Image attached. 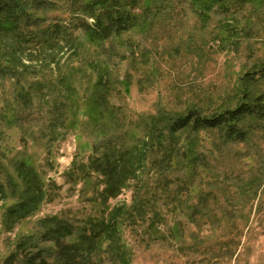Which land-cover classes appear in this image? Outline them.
I'll return each mask as SVG.
<instances>
[{
  "label": "rangeland",
  "instance_id": "rangeland-1",
  "mask_svg": "<svg viewBox=\"0 0 264 264\" xmlns=\"http://www.w3.org/2000/svg\"><path fill=\"white\" fill-rule=\"evenodd\" d=\"M52 1L51 9L37 14L45 16L46 23L66 20V0ZM166 11L154 14L150 26L138 21L129 32L102 42L108 54L111 47L117 53L109 66L100 61L94 68L107 53L98 54L78 32L85 64L64 86L59 73L49 70L5 84L7 98L21 84L40 80L45 88L34 103L60 105L71 93L77 108L65 122L71 129L60 128L61 135L50 144L48 129L43 131L39 122L6 130L8 170L13 174L14 161L28 159L42 179L45 198L23 220L6 215L10 197L0 200V264L22 235L45 229L44 219L83 226L115 206L130 210L136 194L143 200L142 216L133 211L134 218L125 216L120 224L131 264H264V120L242 143L224 142L216 130L179 133L174 143L186 152L194 142L191 155L197 154V163L184 161L182 167L160 173L152 163L164 150H155L149 153L150 171L142 187L128 179L119 195L105 202L99 196L102 179L77 175L89 156L106 150V140L112 147L127 148L146 139L157 117L164 131L166 122L160 117L165 115L176 118L197 110L210 116L233 108L246 74L255 78L249 88L264 97V0H248L230 14L212 9L199 17L186 3ZM22 58L33 59L26 63L35 70L45 69L35 54ZM66 58L68 53L60 61L62 74ZM96 74L105 78V86L87 87L84 77Z\"/></svg>",
  "mask_w": 264,
  "mask_h": 264
},
{
  "label": "trees",
  "instance_id": "trees-1",
  "mask_svg": "<svg viewBox=\"0 0 264 264\" xmlns=\"http://www.w3.org/2000/svg\"><path fill=\"white\" fill-rule=\"evenodd\" d=\"M246 1L66 0L69 11L67 19L53 18L46 23L45 16L37 12L51 9L54 6L52 0H0V200L10 197L6 215L15 216L19 220L26 219L37 211L45 198L42 179L28 159L24 157L14 161L13 174L8 170L4 162L8 161L6 154L9 151L6 147V130L39 122L43 131L48 129L49 140L46 141L50 144L56 135H61L58 132L60 128L71 129L65 122L70 118L72 110L77 108L75 95L71 93L62 98L60 105L49 100L43 101L41 105L34 103V96L45 88L40 80L35 81L34 86L21 84L11 96L5 98L7 82L13 79L19 81L28 74H42L49 70L53 75L59 73V80L64 86L70 74L81 70L85 64L82 58L85 51H79L83 45L78 47L79 33L83 34L87 44L97 49L98 54L107 53L106 58L94 62V68L100 66V61L101 65L109 66L108 62L113 59L111 56L117 53L111 47L108 54L101 43H108L129 32L138 21L150 26L154 14L167 12L177 3H186L196 16L203 17L212 9L222 14L234 13L242 9ZM64 51L68 53V58L64 62L65 72L62 74L59 65L67 54ZM33 54L37 56L35 61L41 63L40 69H45L35 70V67L26 63L33 60L28 58ZM24 55L28 59H23ZM91 77L87 75L83 79L87 87L92 86V83L105 86L104 77L97 74ZM250 80H255L250 74L240 79L242 85L236 94L233 108L223 109L210 116H203L197 110L188 111L176 118L165 115L160 117L166 122L164 131L158 128L157 117L148 137L139 138L127 148L112 147L110 141L106 140V150L97 156H89L87 163L78 168L77 175L90 181L93 174L102 179L103 187L99 196L105 202L115 199L128 179L139 181V187H142L144 175L150 171L147 163L149 153L155 150H164L155 164L152 163L160 173L182 167L184 161L197 163V154L191 155L194 142L188 144L186 152H180L174 143L175 136L183 131L196 133L216 130L224 142H245L249 132L261 127L259 123L264 120V97L262 94L256 95L249 88ZM142 202L136 194L130 210L115 206L107 210L105 216L88 219L83 226L55 217L44 219L42 223L45 229L39 234L22 235L12 253L1 264H131V254L122 240L120 224L125 216L134 218V212L142 216Z\"/></svg>",
  "mask_w": 264,
  "mask_h": 264
}]
</instances>
